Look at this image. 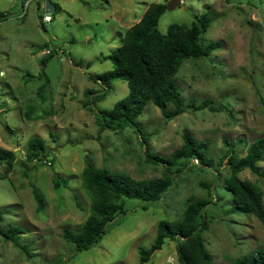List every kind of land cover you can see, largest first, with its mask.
I'll use <instances>...</instances> for the list:
<instances>
[{
  "label": "rangeland",
  "instance_id": "1",
  "mask_svg": "<svg viewBox=\"0 0 264 264\" xmlns=\"http://www.w3.org/2000/svg\"><path fill=\"white\" fill-rule=\"evenodd\" d=\"M168 1L52 0L60 7L43 22L44 9L37 10L35 2L19 19V0H0L6 16L0 20V146L15 154L10 172L0 165V210L9 209L0 229L20 228L19 242L26 248L0 235V264H139L138 251L153 243L159 222L180 221L189 202L204 199L210 203L203 210L208 230L202 238L216 263L264 250V226L252 215L231 212L223 183L229 175L224 141L242 157L248 145L264 137V0H180L179 7L162 14L161 34L171 24L189 26L195 16L212 18L203 39L220 41L222 48L183 63L175 82L184 105L210 100L220 110H187L165 119L148 103L137 123L150 155L168 157L188 133L208 144L213 165L191 160L170 175L173 184L160 200L127 201L126 213L109 223L87 251L76 253L62 238L64 228L76 229L89 216L90 199L80 177L87 162L134 180L165 174L162 163L147 158L135 128L114 131L98 122L99 111L128 95L126 82L112 81L105 98L92 100L90 110L83 104L87 91L94 98L103 90L89 78L111 70V61L103 58L121 45L124 33L151 4ZM44 50L53 56L42 67L49 55ZM36 137L44 142L45 157L28 161L27 143ZM258 166L264 172V159ZM54 173L67 180L66 187H53ZM239 177L256 183L264 202V181L248 170ZM31 185L43 198L40 211ZM177 244L166 241L147 264H178Z\"/></svg>",
  "mask_w": 264,
  "mask_h": 264
},
{
  "label": "trees",
  "instance_id": "2",
  "mask_svg": "<svg viewBox=\"0 0 264 264\" xmlns=\"http://www.w3.org/2000/svg\"><path fill=\"white\" fill-rule=\"evenodd\" d=\"M55 8L57 10L58 6L55 5ZM165 11V4H151L140 21L124 33L121 45L103 58L111 61V70L89 77L95 83L99 82L103 90L94 98L90 97L94 95L93 91H87L86 101L83 104L85 109L90 110L92 100L102 101L105 98L112 81L126 82L128 95L111 109L99 111L98 122L114 131H119L125 126L135 128L145 147L147 158L152 163H162L165 174L157 179L134 180L106 168H96L87 162L80 177L82 188L90 199L89 216L80 227L64 228L62 231L63 240L70 244L76 253L87 251L99 243L107 232L108 224L126 213L127 201L152 203L160 200L173 184L170 175L179 172L184 163L194 160L203 166L213 165L206 155L208 144L188 133H183L182 146L168 157L150 155L147 139L137 123V118L148 103L159 108L165 119L174 118L187 110H220L218 107H213V102L210 100H203L198 105L193 103L184 105L175 82V76L183 63L206 59L212 52L222 48L220 41L205 42L203 39V35L212 23V18L207 14L195 16L189 26L171 24L167 27L166 33L161 34L158 30V22ZM5 18L6 16L0 13V20ZM52 56L51 51L41 60L40 65L44 67ZM44 88L45 85L39 89L40 92ZM26 117H30L29 112ZM224 144L229 175L223 183L224 189L231 196V212L252 215L264 226L261 188L256 183L239 177L242 171L248 170L264 181V172L258 166L264 159V137L248 145L242 157H238L230 143L224 141ZM44 153L45 146L42 139L36 137L29 140L26 160L33 161L45 157ZM14 162L15 154L0 146V165L5 167V173L11 171ZM49 162L51 163L52 160ZM52 183L53 187L58 189L66 187L67 180L54 173ZM31 193L37 204V211L42 210L43 198L34 185H31ZM209 203L205 199L191 201L187 204L180 221L159 222L153 243L149 248H141L138 251L139 264H147L166 241H177L178 264H264V250H254L230 263L215 262L202 238V233L208 230V220L203 210ZM8 212L9 209L6 208L0 210V223L3 214ZM20 233L22 230L14 225L8 226L5 230L0 229V235L5 240L26 251L19 242Z\"/></svg>",
  "mask_w": 264,
  "mask_h": 264
},
{
  "label": "built area",
  "instance_id": "3",
  "mask_svg": "<svg viewBox=\"0 0 264 264\" xmlns=\"http://www.w3.org/2000/svg\"><path fill=\"white\" fill-rule=\"evenodd\" d=\"M44 1H46V0H19V3H20V11H19L17 17L19 19L24 18L26 16L27 12H28L29 6L32 3H34V2L35 3H39L40 2L43 5ZM42 21L43 22H50L51 21L50 14L47 13V12H45V15L42 18ZM43 52H44V54H49L50 53V51H48V50H44ZM0 77H3V72H0ZM2 111H3V109H2L1 104H0V113H2Z\"/></svg>",
  "mask_w": 264,
  "mask_h": 264
},
{
  "label": "water",
  "instance_id": "4",
  "mask_svg": "<svg viewBox=\"0 0 264 264\" xmlns=\"http://www.w3.org/2000/svg\"><path fill=\"white\" fill-rule=\"evenodd\" d=\"M179 6H180V0H169L165 5V9L166 11H172ZM43 8H44V11L49 14H52L55 12V5L50 0L44 1Z\"/></svg>",
  "mask_w": 264,
  "mask_h": 264
},
{
  "label": "crops",
  "instance_id": "5",
  "mask_svg": "<svg viewBox=\"0 0 264 264\" xmlns=\"http://www.w3.org/2000/svg\"><path fill=\"white\" fill-rule=\"evenodd\" d=\"M51 2H52V0H50ZM60 2V0H56V3H59ZM53 3V2H52ZM56 3H53L54 5H57L58 6V4H56ZM37 4V10H39L40 9V7H42L43 8V5H42V3H36ZM58 7H60V4H59V6ZM44 9V8H43ZM55 10H56V8H55ZM45 12V11H44Z\"/></svg>",
  "mask_w": 264,
  "mask_h": 264
}]
</instances>
